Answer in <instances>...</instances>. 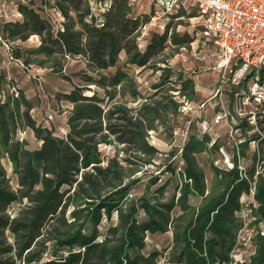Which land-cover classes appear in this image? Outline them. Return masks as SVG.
<instances>
[{"label": "trees", "instance_id": "1", "mask_svg": "<svg viewBox=\"0 0 264 264\" xmlns=\"http://www.w3.org/2000/svg\"><path fill=\"white\" fill-rule=\"evenodd\" d=\"M63 1L54 3L66 18L63 29L54 30L29 4L19 6L21 20L3 26L9 40L42 36L41 45L30 51L35 57L29 51L14 52L25 64L47 66L65 77L66 56L82 55L97 77L86 73L83 84L65 93L73 106L64 135L38 125L25 96L0 101V264H244L235 261L233 254L242 226L241 196L251 194L253 188L255 202L250 208L257 231L252 239L254 252L245 264H264V164L260 171L255 161L250 169L240 167V159L257 136L249 135L253 126L246 118L238 120L246 139L237 146L233 166L220 167L211 161L210 187L199 158L203 153L218 154L221 144L208 131L198 136L193 121L179 153L183 165L177 170L168 163L159 172L171 171L177 177L169 196L170 179L158 184L160 175L154 172L144 191L136 193L148 165L158 157V148L149 140L151 131L164 126L173 136L171 116L179 114L182 104L176 96L191 101L198 94L195 80L174 70L167 63L168 56L150 63L162 72L154 91L146 95L129 66L146 67L167 48L175 51L189 46L194 36L179 35L169 22L163 32L151 34L142 51L137 36L154 9L134 15L130 0H113L106 25L97 28L84 21V0ZM122 53L126 54L124 63ZM160 61L165 65L157 66ZM110 68L115 71L104 72ZM91 84L97 88L91 89ZM88 90L92 93L86 95ZM258 122L264 129V118ZM17 127L32 128L42 145L28 148L16 138ZM103 143L112 145L115 154L103 155ZM4 156L17 176L15 188ZM194 196L201 201L193 203ZM16 203L19 208L12 214L10 207ZM167 231L173 234L169 245L144 252L148 234Z\"/></svg>", "mask_w": 264, "mask_h": 264}, {"label": "rangeland", "instance_id": "2", "mask_svg": "<svg viewBox=\"0 0 264 264\" xmlns=\"http://www.w3.org/2000/svg\"><path fill=\"white\" fill-rule=\"evenodd\" d=\"M130 1L132 13L134 15L142 16L150 13L152 9H155L153 0ZM54 2H62L65 4L63 0H54ZM27 4L37 10L50 24H52L54 30L59 25V21L55 19L58 17L57 13L50 8V0H28ZM45 5L51 9L49 13L43 11V6ZM83 9L84 8H82V11ZM71 13L76 15L75 11H71ZM169 22H171L170 29L174 28L179 35L187 33L188 35L194 36V40L190 42L189 46H180L175 51H170V48H167L165 54L151 59V62H149L146 67L129 66V73L133 75L139 84V89L145 95L154 91L153 85L159 82L158 80L162 72V70L149 65L154 61H158L163 56H168L167 63L174 70L181 71L188 76H195L198 96L193 100V107L190 113H183L182 110H180L177 116L174 114L171 116L175 129L185 128L188 125L189 118L197 116V118H195V120H198L195 123L197 125L196 128L203 129L204 126H208L209 134L221 139V145L225 146L228 151H231V146H234L240 137L238 135L239 131L235 132V125L230 122L229 124L226 122H221V124L212 123L214 114L221 110V108L228 110L232 109L230 105V93L222 88H220L219 92L216 91L217 88H219V82L217 73L212 68L213 64L211 60L201 62L194 57L195 50H202L204 52L215 50L212 44L202 35L201 28L197 23L198 21L190 15L174 17L173 19L162 15L159 16V18L150 20V22L144 24L141 32L137 36L139 49L142 51L145 50L151 38V34L154 32L160 34L165 30V25ZM41 38L42 36L38 34H32L26 40H15L12 49L13 54L16 51L23 54L29 51L27 53L35 57L36 55L30 53V51L41 45ZM65 59L63 73L66 76L63 77L47 66L41 67L34 63L25 64L23 58H21V60L24 66L13 61L11 62L5 54L4 49L0 48V101L4 102L8 97H12L13 95L19 97H21V95L25 96L31 101L32 107L29 108V113L36 120V123L38 125L54 128L57 135H64L68 131L66 126V115H68V111L73 106V103L65 98V93H69L74 86L83 84L84 74L89 73L97 77V74L88 68L87 60L82 55H67ZM125 59L126 54L122 53L121 62L124 63ZM156 63L157 66L165 65V62L162 61ZM114 71L115 68H110L104 72L111 74ZM13 86L16 87L18 95H15ZM90 86L92 87L91 89L97 88L95 84H91ZM98 91L101 95L104 94L103 89H99ZM89 92L92 93V90H88L85 94H91ZM176 97L180 99L179 96ZM202 103L205 105L199 109L198 106ZM246 107L248 109L254 108L264 110V103L262 105H257L253 102ZM22 110H26L24 105H22ZM198 136H202V134L198 133ZM25 140V143H28L29 147H35L37 145L36 139L31 132L25 135L24 141ZM149 140L158 148V157L156 158L155 164L148 165V174L143 175V181L138 184L139 186L136 189V193L140 194L144 191L146 180L149 178V175L154 172L156 175H160L158 184L164 182V180L168 178L170 179L169 190L166 194V196H169L171 190L175 186L177 177L172 175L171 171L159 172H161L168 163H171L175 169L179 170V167L183 165L179 154L180 148L187 139H184L180 134L174 136V131L173 136H170L166 132L165 127L160 126L158 130L151 131ZM176 149H178V151H176ZM100 150L105 156H112L115 154V149L110 144L103 143L100 146ZM121 154L122 153H120V155ZM213 157L218 159L221 156L215 155ZM201 159L206 163L205 168H207V171H210L211 168L207 165L208 155H201ZM2 161L6 168L8 178L10 179V184L15 188L17 186V176L12 173L11 162L7 156L2 157ZM156 187L157 186L154 185L151 191ZM18 208V203L13 204L10 207V212L15 214ZM170 239V232H166L165 234L150 233L146 238L147 247L144 252L148 253L154 248L163 249L168 245ZM249 251V249L241 251L240 254H238L239 260L241 259L243 263H246L248 261Z\"/></svg>", "mask_w": 264, "mask_h": 264}, {"label": "built area", "instance_id": "3", "mask_svg": "<svg viewBox=\"0 0 264 264\" xmlns=\"http://www.w3.org/2000/svg\"><path fill=\"white\" fill-rule=\"evenodd\" d=\"M87 12L84 21L100 28L106 25L107 15L112 11L113 0H84ZM154 13L151 20L165 15L167 18L183 17L190 15L194 17L201 28V33L205 39L212 44L214 51L195 50L194 57L201 62L211 60L212 68L217 73L219 88L230 93L231 110L221 108L213 116V124L226 122L235 125V132L239 131L240 136L234 144L237 153V146L246 138L241 133V128L237 126L240 118H246L252 125L249 133L257 134L250 141L254 145L256 152L259 150V143L264 139V129L261 128L258 120L264 118V110L248 109L246 106L251 103L262 105L264 103V0H153ZM28 0H0V48L4 49L9 60L24 66L21 58L13 54L14 40L7 39L3 34L5 23L19 21L23 14L19 9L21 4H27ZM54 0H50V8L57 13L55 18L59 21L57 28L63 29L65 18L61 10L54 5ZM46 5L43 11L49 13ZM192 13V14H190ZM181 16H178L180 15ZM195 80V76H191ZM196 82V80H195ZM15 95H18L16 87L13 86ZM13 92V91H12ZM177 95V91L175 92ZM182 103L180 110L183 113H190L193 107V100L180 96ZM202 103L198 108H202ZM197 116H192L188 120V125L174 130V136L180 134L184 139L189 136L192 122H197ZM208 125V124H207ZM211 127V125H209ZM16 138L23 142L25 135L18 128ZM209 127L204 126L198 133L202 135ZM216 140V139H214ZM213 140V141H214ZM185 143V141H184ZM182 144V146L184 145ZM181 146V147H182ZM181 151V148H180ZM259 153V152H258ZM225 164V165H224ZM232 162L225 160L220 167L230 168ZM241 169H245L240 165ZM255 189H252V194ZM253 201H243L240 210L242 226L237 234L236 251L233 254L235 261H240L237 257L241 251L252 247V239L257 231L252 225L250 203ZM263 227V226H262ZM236 264V263H233Z\"/></svg>", "mask_w": 264, "mask_h": 264}, {"label": "crops", "instance_id": "4", "mask_svg": "<svg viewBox=\"0 0 264 264\" xmlns=\"http://www.w3.org/2000/svg\"><path fill=\"white\" fill-rule=\"evenodd\" d=\"M68 115H69V111H68ZM68 115H66V119L68 118ZM66 126H67V128H68V124H67V121H66ZM212 127V126H211ZM21 132H23L24 133V135H26L27 133H29V132H31L33 135H34V137H35V139H36V142H37V145L35 146V147H31V148H36V147H39V146H41L42 145V143H41V141L40 140H38L37 138H36V136H35V133H34V130L32 129V128H30V127H17ZM68 131H69V128H68ZM67 131V132H68ZM66 132V133H67ZM65 133V134H66ZM208 133H209V130H208ZM251 133H254V132H251ZM251 133H249V134H251ZM212 136V135H211ZM212 138L213 139H218V141L219 142H221V139H219V138H217V137H213L212 136ZM263 141V140H262ZM260 142L259 143V150H258V152H256V150H255V148H254V145L253 144H251L250 143V146H249V148H248V150H247V155L246 156H244V157H242L241 159H240V164L243 166V167H245V169H250V168H252L251 166H252V164H253V161H255L256 162V167H257V171H260L263 167H262V164H264V142ZM24 142H26V140L24 141ZM221 144V143H220ZM27 147H29V144L27 143ZM203 154H205V155H208V159H207V165H209V168H211L210 167V163H211V161H214V163L216 164V165H218V166H220V164L221 165H223V163H225V160L226 161H228V162H232L233 163V161H234V158H235V148H234V146L232 145L231 146V151H228L226 148H225V146H223V145H221L220 146V152H218V154H216V155H220L221 157L220 158H218V159H216V158H214L213 156H215V155H213V156H210L209 154H206V153H203ZM202 154V155H203ZM225 157H226V159H225ZM10 160V159H9ZM11 162V161H10ZM199 163H200V165L203 167V168H205V162H203L202 161V159H201V156H200V158H199ZM225 165V164H224ZM231 168V167H230ZM11 169H12V163H11ZM205 171H206V183H208V186L210 187V185H211V181H212V179H213V177H214V171H213V169L211 168L210 169V171H207V168H205ZM253 195H254V193L252 194V192H251V194H243L241 197H242V201H253V202H255V197H253ZM193 201V203L195 202V203H199L200 201H201V198H199V197H192L191 198ZM252 202V203H253ZM240 214V211L238 212V215ZM167 232H170L171 233V239H170V241H169V243H168V245L172 242V231H167ZM166 233V232H165ZM164 233V234H165ZM162 234V233H161ZM249 257H248V261H249V259H250V255L254 252V246L252 245V247L251 248H249ZM237 257H238V255H237ZM239 259V258H238ZM241 262H242V260H240ZM239 261V262H240ZM248 261L246 262V263H248ZM245 264V263H244Z\"/></svg>", "mask_w": 264, "mask_h": 264}, {"label": "bare ground", "instance_id": "5", "mask_svg": "<svg viewBox=\"0 0 264 264\" xmlns=\"http://www.w3.org/2000/svg\"><path fill=\"white\" fill-rule=\"evenodd\" d=\"M89 93H91V92H89Z\"/></svg>", "mask_w": 264, "mask_h": 264}]
</instances>
